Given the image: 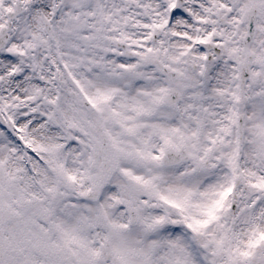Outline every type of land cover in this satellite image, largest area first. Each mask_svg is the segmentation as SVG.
Wrapping results in <instances>:
<instances>
[{
	"label": "snow or ice",
	"instance_id": "1",
	"mask_svg": "<svg viewBox=\"0 0 264 264\" xmlns=\"http://www.w3.org/2000/svg\"><path fill=\"white\" fill-rule=\"evenodd\" d=\"M0 264H264V0H0Z\"/></svg>",
	"mask_w": 264,
	"mask_h": 264
}]
</instances>
